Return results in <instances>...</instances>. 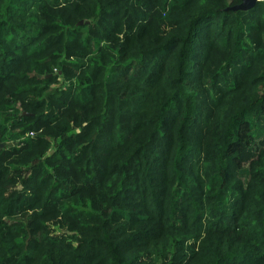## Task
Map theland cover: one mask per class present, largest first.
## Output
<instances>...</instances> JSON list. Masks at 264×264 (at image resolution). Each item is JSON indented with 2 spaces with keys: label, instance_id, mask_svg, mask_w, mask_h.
I'll use <instances>...</instances> for the list:
<instances>
[{
  "label": "trees",
  "instance_id": "trees-1",
  "mask_svg": "<svg viewBox=\"0 0 264 264\" xmlns=\"http://www.w3.org/2000/svg\"><path fill=\"white\" fill-rule=\"evenodd\" d=\"M241 3L0 0V264H264Z\"/></svg>",
  "mask_w": 264,
  "mask_h": 264
},
{
  "label": "water",
  "instance_id": "water-1",
  "mask_svg": "<svg viewBox=\"0 0 264 264\" xmlns=\"http://www.w3.org/2000/svg\"><path fill=\"white\" fill-rule=\"evenodd\" d=\"M260 0H242V3L239 4L238 6L234 7L233 9L237 10V9H243V10H248L251 9L253 7H255L257 5V3ZM84 22H80V24H83Z\"/></svg>",
  "mask_w": 264,
  "mask_h": 264
},
{
  "label": "rangeland",
  "instance_id": "rangeland-1",
  "mask_svg": "<svg viewBox=\"0 0 264 264\" xmlns=\"http://www.w3.org/2000/svg\"><path fill=\"white\" fill-rule=\"evenodd\" d=\"M55 72V71H54ZM57 72V71H56ZM59 85L63 88L65 85H64V82H59ZM10 144H14L15 143V140H11L9 141Z\"/></svg>",
  "mask_w": 264,
  "mask_h": 264
}]
</instances>
